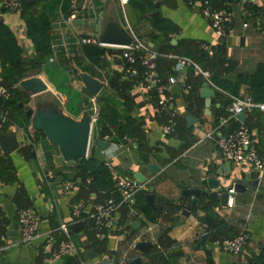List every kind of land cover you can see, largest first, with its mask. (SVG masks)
<instances>
[{
    "label": "crops",
    "instance_id": "1",
    "mask_svg": "<svg viewBox=\"0 0 264 264\" xmlns=\"http://www.w3.org/2000/svg\"><path fill=\"white\" fill-rule=\"evenodd\" d=\"M96 1L94 5L92 0H85L81 9L74 10L73 19L55 22L52 31L58 35L59 44L66 46V37H71L73 44L78 46L81 37H98L100 30L108 24L124 28L127 23L142 42L163 55H187L194 60L200 53L198 43L210 44L213 56L201 63L225 86L234 88L239 77L253 74L259 65L264 74V0L244 4L239 0H219L221 6L231 11L232 20L229 32L217 39H213L208 23L199 13V6L187 5L185 0H152L150 8L141 13L125 5L126 0L123 13L118 0ZM98 13H101L100 18ZM0 23L12 33L21 56L31 57L32 45L25 36L19 12L0 9ZM160 23L163 33L157 28ZM100 47L104 48L100 66H91L83 60L82 63L92 72L81 71L103 84L94 96V103L98 107L95 99L104 93L116 103L123 119L127 117L137 125V129L133 137L123 136L128 139L126 149L116 150L97 160H108L118 176L134 182V173L140 166L155 164L158 170L151 176H145V182L141 184L144 203V195L151 185L154 207L157 202L168 200L175 208L164 207L155 220L148 223L134 208L122 207L114 214L112 228L101 241H95L88 215L100 201V192L82 186L72 170L76 161L71 166L63 163L56 167L52 161V156L57 154L56 148L45 138L51 149L50 159L44 157L43 141L32 139L33 133L40 131L22 113L27 121L25 128L9 123L4 132L0 131L14 134L19 144L17 150L5 156L11 163L14 181L0 180V236L3 237L0 240V264H69V261L74 264H118L137 255L140 256V264H264V169L258 174L256 188L235 192L230 197V206L221 207L218 200L211 197L200 196L194 200L181 194L182 190L195 187L193 181L208 177L217 179L225 189H231L235 179L245 177L251 170L244 163L230 161L206 138L217 118L225 112L228 98L214 91L206 106L205 98L200 95L202 81L193 77L189 68L176 72L172 58H157V70L162 78L174 76L178 82L191 87L189 96L179 84L175 85L179 89L170 91L176 109V127L168 135H163L160 132L163 115L156 111L153 98L136 87L134 79L124 73L120 50L115 46ZM217 60L223 65L218 66ZM228 73L234 76L233 82L223 79ZM31 76L39 77L47 85L45 92L25 96L23 105L29 106L33 114L37 109L47 108L51 99H57L62 114L74 121L81 117L85 107L86 110L90 107L82 105L76 116L68 113L64 95L47 80L44 72L32 70L25 77ZM262 81L264 87V78ZM68 83L89 101L90 96L83 91L79 78H72ZM236 95L249 96L248 85L240 84ZM235 122L229 121L222 131L232 128ZM243 123L258 153L263 156L264 114L254 109L244 114ZM98 131V125L93 124L86 158L91 155L93 138H102ZM110 141L120 143L122 138L112 137ZM0 157H4L1 152ZM222 167L226 173L216 175ZM58 168L61 174L55 172ZM48 173L53 175L52 179L46 176ZM72 178L74 185L63 190V183ZM74 201L81 204L76 219H72L69 213L70 204ZM20 207H30L39 219L40 233L27 244L17 243L19 232L15 210ZM75 223L79 226L72 229ZM61 224L68 226V239L79 249L75 257H51L49 245L43 240L42 233L47 230L55 231L57 240H64L65 237L58 232ZM240 228L248 234V242L239 254L232 255L216 247L214 239L232 236ZM138 241L151 243L147 254L134 250L133 246ZM94 242L96 245L92 246ZM258 259H262L261 262Z\"/></svg>",
    "mask_w": 264,
    "mask_h": 264
},
{
    "label": "built area",
    "instance_id": "2",
    "mask_svg": "<svg viewBox=\"0 0 264 264\" xmlns=\"http://www.w3.org/2000/svg\"><path fill=\"white\" fill-rule=\"evenodd\" d=\"M240 3H253L259 0H239ZM187 5L197 4L199 13L202 18L208 23L213 39H217L226 35L230 30L232 20L231 11L227 7H215L211 0H185ZM121 12L123 10L124 0H118ZM21 3L20 0H0V9L8 12H19ZM123 13V12H122ZM75 17L74 12L70 13L65 20H70ZM124 28L130 36V43L126 46H115L120 50V57L123 62V71L126 75L135 80V85L143 90L149 97L153 98L154 107L157 112L163 115V122L160 126V132L163 135H168L176 127V109L173 103V95L170 92L172 86L179 84L184 93L188 94L191 87L184 83L178 82L174 76H168L162 79L156 68V60L161 56H166L174 60L173 70L181 72L184 68H189L193 77L199 78L202 82L214 91H218L225 95L229 102L226 105L225 113L217 118L215 125L206 134V138L213 142L215 147L223 153L230 161L246 164L251 170L257 171L260 174L264 169V155H260L252 141L247 126L236 119L238 114H246L256 109L264 114V102H254L249 96L231 95L218 88L210 78V72L203 69L197 62L183 55H163L152 49L147 44L142 42L130 29L127 23ZM79 43H89L98 46H103L98 42L96 36L81 37ZM198 49L205 53L208 58L213 56V48L208 43H198ZM53 57H49L48 61H52ZM19 87L18 83L11 87L0 85V128L3 124H8V110L4 107V103L8 101L13 89ZM90 107L89 125L90 129L95 124L98 118V107L94 103V96L89 97ZM236 121L237 126L222 131V127L226 126L229 121ZM113 132L105 134L102 139L109 141L110 154L114 151L127 148L126 137H122L120 143L110 141ZM107 155V156H108ZM104 167L109 172L112 189L109 195L101 201H98L88 215L90 229L95 241H101L105 234L112 228L114 214L120 208L125 207L132 209L135 201V196L141 191L142 185L136 184L132 179L122 178L118 176L112 169L110 162L105 160ZM49 179L53 175H46ZM74 185L73 181L63 183V190H69ZM230 192L231 189H228ZM229 206L231 198L228 199ZM81 204L79 201H74L70 204L69 213L72 219L79 216ZM15 221L19 232L18 244H27L36 235H39V219L35 212L30 207H20L15 210ZM58 232L65 239L57 240L55 231L47 230L43 232V240L49 245V253L53 258L63 256L75 257L79 249L74 246L68 239V226L61 224L58 227ZM0 240L3 237L0 236ZM248 242V234L243 228H240L236 233L229 237L216 238L214 244L223 252L232 255L239 254ZM128 261H120L118 264H126ZM78 264H84L79 262Z\"/></svg>",
    "mask_w": 264,
    "mask_h": 264
},
{
    "label": "trees",
    "instance_id": "3",
    "mask_svg": "<svg viewBox=\"0 0 264 264\" xmlns=\"http://www.w3.org/2000/svg\"><path fill=\"white\" fill-rule=\"evenodd\" d=\"M28 1L27 5L20 6L19 17L22 19L25 26V36L32 45V56H21L20 49L17 46L12 33L6 26L0 23V85L9 88L18 83L21 79L26 78L25 76L30 71L42 70L46 75L47 80L54 86V88L64 95L66 99L65 110L76 116L81 110L82 105L85 104L89 106L90 102L86 98L81 97L80 92L70 88L68 82L72 78L78 79L77 71L92 72L89 67H86L82 63L83 60H86L91 66H100L104 54V48L89 43H79L78 46H75L73 44L74 40L71 37H66V46L59 44L60 40L58 35L52 31V28L55 22L61 19H66L70 13L74 12L72 7L76 0ZM151 1L152 0H126L125 5L130 9L141 13L150 8ZM211 1L215 7H223L220 5L219 0ZM92 3L96 5L97 1L92 0ZM157 28L161 33L164 32L161 23L157 25ZM199 52L198 58L194 59V61L205 69L201 62L207 61L208 57L202 51L199 50ZM49 57H53V60L50 62L47 61ZM216 64L218 66L223 65L221 61L218 60ZM205 70L210 72L212 82L222 91L231 95H236L237 87L240 84H246L249 87V97L251 100L254 102H264V87L262 86V78H264V74L261 72V65L258 66L253 74L239 77L234 88L225 86L222 81L217 80V78L213 76L209 69ZM225 70L228 71L229 68L226 67ZM26 94L27 93L17 87L12 90L10 98L4 103V107L8 110V124L11 123L18 126L20 125L23 128L26 127L27 121L23 116L24 113L18 106V104L23 105L26 102ZM189 95H191V89L188 96ZM95 100L98 104V118L95 121V124L99 127V136L102 137L111 132H113L112 137L118 139L123 136L133 137L135 135L137 125L133 124L127 117L125 120L123 119L117 111V105L115 102L109 100L108 96L104 93H101ZM7 125L3 124L0 131L4 132ZM236 126L237 122H235V125L232 128ZM43 138L41 132H34L32 135L34 141L37 139L43 141L44 157L49 160V150L51 147L46 144ZM72 170L78 175L80 183L84 188L87 187L100 192V201L109 195V192L112 189V182L109 172L104 167L102 161H99L90 155L85 159L77 160L76 165ZM55 172L61 174V169L58 168ZM0 180L7 182L14 181L11 163L5 156L0 157ZM70 181H74V178ZM143 192L144 191L142 190L138 193L139 195L137 194L138 196H135L132 208L141 214L145 222H153L164 207L175 208L172 202L162 200L160 201L161 203L157 202L155 204L154 209H151L144 203ZM209 226L216 227L215 224H209ZM95 245L96 242L92 243V246ZM261 260L262 259H258L259 262H261ZM68 263L74 264L70 261ZM247 264L256 263L250 262ZM260 264H262V262Z\"/></svg>",
    "mask_w": 264,
    "mask_h": 264
},
{
    "label": "water",
    "instance_id": "4",
    "mask_svg": "<svg viewBox=\"0 0 264 264\" xmlns=\"http://www.w3.org/2000/svg\"><path fill=\"white\" fill-rule=\"evenodd\" d=\"M76 1V4L72 8L74 10H79L82 8L85 0ZM28 2V0H20L23 6L27 5ZM100 15L101 13H98V18H100ZM97 39L103 46H126L131 40L125 28L117 27L113 24H108L103 27ZM77 75L84 91L89 96H96L103 85L102 82L85 72L77 71ZM223 79L233 82L234 76L228 73ZM18 85L21 90L29 95L39 94L47 90L46 83L36 76L23 78L18 82ZM179 88V86L174 85L171 87L170 91L173 92ZM200 95L205 98V105L208 106V98L214 95V90L209 88L205 82H202ZM18 106L24 113L25 118L32 120L33 127L42 132L45 140L56 148L57 154L52 156L53 164L56 167L61 166L63 163L71 166L75 161L86 158L90 133V119L86 107L81 117L77 121H74L62 114L61 106L57 99H51L50 105L47 108L37 109L34 114L29 106L22 104H18ZM236 118L243 122L244 114H238ZM18 147L19 144L14 134L0 133V152L2 155L8 156L17 150ZM110 152L109 141L99 137L93 138L91 143V156L93 158L102 160L105 156L110 154ZM30 155L33 156L32 152ZM157 170V166L153 163L140 166L139 171L134 173L135 183H144L145 176H151ZM224 170L225 167H222L221 170L216 171V175L225 174L226 171L224 172ZM193 183L195 187L184 189L181 194L191 196L194 200L200 196L205 198L211 197L217 199L221 207H225L228 203V199L233 196L235 192H243L246 188H256L258 183V172L250 170L245 177L235 179L230 192L225 189L217 179L212 177L195 180ZM152 191L153 187L149 185L144 199L146 204L153 209ZM78 226L79 223H75L72 225V229L78 228ZM133 248L135 251L145 254L151 248V243L148 241H138L134 244ZM126 264H140V256H134Z\"/></svg>",
    "mask_w": 264,
    "mask_h": 264
},
{
    "label": "rangeland",
    "instance_id": "5",
    "mask_svg": "<svg viewBox=\"0 0 264 264\" xmlns=\"http://www.w3.org/2000/svg\"><path fill=\"white\" fill-rule=\"evenodd\" d=\"M128 22L130 21V18L127 16ZM134 32V31H133ZM134 34L137 36V34L134 32Z\"/></svg>",
    "mask_w": 264,
    "mask_h": 264
}]
</instances>
